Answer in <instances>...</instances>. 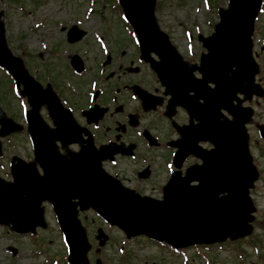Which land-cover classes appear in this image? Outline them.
Instances as JSON below:
<instances>
[{"label": "water", "instance_id": "95a60500", "mask_svg": "<svg viewBox=\"0 0 264 264\" xmlns=\"http://www.w3.org/2000/svg\"><path fill=\"white\" fill-rule=\"evenodd\" d=\"M120 3L139 37L143 57L147 60L149 51L160 57L155 68L162 80L189 82L185 63L155 23L154 0H120ZM259 3L260 0H230L228 9L220 11L215 32L206 39L208 53L200 68L205 82L216 83L214 91H204L208 102L219 100L226 106L235 91L252 87L257 67L250 59V34ZM3 32L0 23V64L17 81H25L21 60L7 49ZM238 125L241 126L220 125V138L224 142L220 140L215 154L205 157L202 166L190 169L188 176L172 177L163 201L140 198L119 186L102 170L101 157L90 146L69 159H45L39 144L36 152L45 176L37 179L32 167H16L15 183L0 188V223L11 224L18 232L33 231L36 225L42 224L41 200L51 201L71 250L70 260L75 264L80 259L86 262L89 247L85 230L76 217L77 204L81 209L94 208L110 223L121 227L127 236L144 233L185 245L223 239L233 230L238 231L236 236L243 235L248 229L244 223L252 209L247 188L255 173L250 158L242 156L240 142L232 139ZM235 146L236 158L233 157ZM191 180H197L198 184L189 186ZM223 192L226 195L218 197ZM72 198L78 202H71Z\"/></svg>", "mask_w": 264, "mask_h": 264}, {"label": "rangeland", "instance_id": "374dc122", "mask_svg": "<svg viewBox=\"0 0 264 264\" xmlns=\"http://www.w3.org/2000/svg\"><path fill=\"white\" fill-rule=\"evenodd\" d=\"M115 3H117L116 0H17V2L0 0V20L2 19L5 23V29L8 33V46L14 54L22 53V47L24 46L31 54L33 53L32 56H35V53L38 56V52H44L41 49L42 43H45L44 45L49 48V46L54 44L55 40L64 36V34L59 32V29H56L57 26L64 24V22H66L65 25H70L80 20L85 21L81 29L86 30L87 35L76 47L84 48L96 45V41L94 42L96 39L95 34L103 30L108 32L110 37H116L121 39V41L128 42L130 40L129 35L121 29L123 28L120 20L121 8L120 6L117 7ZM18 4L23 6V10H34L35 15L29 18L23 17L22 12L14 8H17ZM217 5L226 7V0H156L154 14L160 28L169 34L174 45L186 57L187 54L189 55L190 47L193 49V54L192 56L189 55V57H193L201 47L195 35L199 33L206 36L212 32V26L218 20L212 10ZM91 8L93 11L88 13L89 17L85 19V11L87 12ZM35 24L39 25L37 27L38 30L33 29ZM41 24H44V26ZM43 30L54 31L56 38L53 40L51 37V39L49 38L50 41H48L49 34ZM188 30L195 36L192 35V40L187 38ZM65 43L63 44L66 48ZM62 49L60 48V50ZM126 51L130 52V49ZM88 55L91 62L94 56L93 51ZM259 59L262 61V75L264 73V55H259ZM9 86L11 84L5 80L4 72L0 71V100L4 102V105L7 102L8 106L7 108L4 107V110L15 120L21 122L20 105L18 100L12 96ZM254 104L255 102H252L250 105L254 106ZM263 105L264 102L258 100V104L254 106L257 114L262 112ZM156 131L160 135L170 136V133L165 128H161V132L159 130ZM14 142L13 151L15 154H19L25 159L30 158V150L27 148L24 136L22 134L16 136ZM254 147L258 148L256 145ZM256 148H254L255 153H257ZM257 163L264 172L263 152L258 155ZM127 167L126 160H124L119 161L115 168L112 167L110 169L125 170ZM126 181H129L133 187L138 185L135 179L132 178L131 173L126 178ZM257 183L256 189L252 194L257 210L254 213V230L252 234L254 236L251 241L257 243V236L261 239L262 247L254 248L257 251L261 249V252L259 254L255 253V251H252L251 246L246 245H243L245 257L232 256V251H216L215 264H264V221L261 222L264 217V173H262L260 182ZM145 186L143 184L142 187L144 189L140 188L139 192H144ZM79 218L86 229L87 237L91 244L89 252L90 264H95V259L100 260L99 264H150L152 262L183 264L184 262L182 260L183 256L171 257L168 253L159 251L155 244L147 242L143 237L127 240L118 228L104 223L93 211L81 212ZM46 220V227L38 232L37 239L34 241L20 237L8 229L0 227V264H68L64 239L58 229L54 214L48 207H46ZM98 227H101L108 235V241L101 247L99 253H95L94 249L97 246V242L94 236ZM8 247L16 248L17 252L13 254L16 256H11L7 250ZM225 247L230 249L228 246ZM186 255L187 264H206L201 256L193 255L191 251L187 252Z\"/></svg>", "mask_w": 264, "mask_h": 264}, {"label": "flooded vegetation", "instance_id": "af4514ba", "mask_svg": "<svg viewBox=\"0 0 264 264\" xmlns=\"http://www.w3.org/2000/svg\"><path fill=\"white\" fill-rule=\"evenodd\" d=\"M63 28L60 27L59 32L64 36L57 39L58 41L55 40L50 48L43 50L44 52H38V56L33 57H30L23 49V58L27 63L40 65L41 69L36 74L37 80L42 84V87H46L47 84L50 85L59 101L71 110L81 125H86V120L81 114L82 110L93 104L105 108V112L97 123L88 125L94 136L95 145L112 143L116 145L114 147L118 146L119 150L132 151L133 160L129 156H114L116 159L122 158L129 162L125 170L117 169L118 175L123 180V178H128L131 173L132 178L138 184L136 187L132 186L133 188L139 191L140 188L144 189L142 185L145 184L144 192L149 188V190L158 193V188H160L165 177V168L162 162L164 157L169 155V149L166 148L167 144L178 137L177 127L190 122L194 123V117L191 121L187 107L167 104L169 96L164 94V88L148 64L139 60L138 49L132 41L124 42L119 38L110 37L108 33H104L100 36L103 39V46H97L96 44L95 46L92 45L93 47L90 45L89 47L80 48L76 45L86 37V30H83L80 39L69 43L66 31ZM56 29H59V27L57 26ZM43 31L49 34L48 41L51 37L53 40L56 38L54 31ZM63 43H65L66 48ZM58 47L63 49L60 50ZM129 48H131L130 52H127L126 50H129ZM260 50L264 55V44L260 47ZM92 51L94 56L90 62L88 54H91ZM74 54H77L84 64V70L81 73H75L70 66V60ZM85 71H89L88 76L85 75ZM50 73L53 75L51 78ZM193 74L199 77L197 71H194ZM260 81L264 87V73L260 77ZM91 85H95L97 90L93 93V100L89 102L88 93L91 90ZM134 85L148 92L152 101L159 99L160 103H157L152 111H144L140 99L132 89ZM88 87L89 90L85 93ZM26 103H24L25 106ZM200 103H203L202 100H200ZM4 107H8L7 102L2 108L4 109ZM197 110L199 113V108ZM202 110L203 107L200 114ZM4 111L6 115L10 116L6 110ZM40 111H46V106L42 105ZM253 116L257 119L260 118V123L263 124V135L258 133L256 126L254 128V125L258 123L257 121H251L252 118H250L249 121L252 123L247 125L250 143L253 148H256L255 145L258 147L256 148L258 157L261 152L264 153V105L261 117L255 113ZM94 126H97L96 129L93 128ZM161 128H165L170 136L160 135L156 130L161 132ZM144 129L148 130L156 141L144 138L142 136V130ZM140 139L144 144L139 142ZM10 140L11 136L3 137L0 140V176L7 181L11 180L9 170H5L6 167H9L7 157L11 156L10 151H8ZM138 142L144 146L140 147ZM73 146V149H76V145ZM147 153L151 154L149 158L147 156L150 154L147 155ZM142 169L148 170L146 179L139 177V172ZM159 174L162 178L159 177ZM128 184L130 185L129 181Z\"/></svg>", "mask_w": 264, "mask_h": 264}]
</instances>
